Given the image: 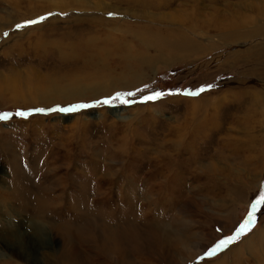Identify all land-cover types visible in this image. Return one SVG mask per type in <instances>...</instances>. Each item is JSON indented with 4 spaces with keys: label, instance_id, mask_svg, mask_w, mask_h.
Wrapping results in <instances>:
<instances>
[{
    "label": "rangeland",
    "instance_id": "rangeland-1",
    "mask_svg": "<svg viewBox=\"0 0 264 264\" xmlns=\"http://www.w3.org/2000/svg\"><path fill=\"white\" fill-rule=\"evenodd\" d=\"M263 32L264 0H0V264H122L97 254L94 223L126 208L186 242L173 264H255L242 243L264 225ZM160 36L190 54L148 49ZM143 50L145 65L121 66ZM140 225L131 262L167 264Z\"/></svg>",
    "mask_w": 264,
    "mask_h": 264
},
{
    "label": "bare ground",
    "instance_id": "bare-ground-1",
    "mask_svg": "<svg viewBox=\"0 0 264 264\" xmlns=\"http://www.w3.org/2000/svg\"><path fill=\"white\" fill-rule=\"evenodd\" d=\"M56 3V2H55ZM249 21V20H248ZM247 21V22H248ZM245 28V27H244ZM254 28V27H253ZM262 28V27H261ZM263 29V28H262ZM225 31H227V30H225ZM262 31V30H261ZM239 33V32H238ZM264 33V32H263ZM225 34V33H224ZM156 36V35H155ZM220 36H222V37H224V39H223V41H225V42H230V40L231 39H236V37H231L230 39H228L229 37H225V35H220ZM171 37V36H170ZM240 37V36H239ZM245 37L246 36H244V37H241V38H243V39H245ZM157 39H156V42H154V41H152V43H153V45L152 44H150V46H149V48L148 49H150V47H155V50H158V51H160V52H167L168 54H171V55H174V57L175 58H182V57H184V56H186V55H188V54H190V52H185V50H183L184 48L182 47V46H185V47H190L189 45H191L192 43H193V41H191V40H189V39H187V38H185V39H178L177 37H173V38H169V37H167V36H163V37H161L160 36V38H158V37H156ZM143 39V38H142ZM226 40H229V41H226ZM142 42V44H143V46L145 47V46H148L146 43H144L143 41H141ZM140 42V43H141ZM151 43V42H150ZM231 43V42H230ZM193 47V46H192ZM147 49V48H146ZM156 52V51H155ZM147 51H144L143 50V52H139V55H137L136 57H134L135 59H133V60H130L129 58H127V57H125L126 59L125 60H123L124 62L121 64V66L125 69V70H127V71H129L131 68H133V67H137L138 68V66H141V65H145L144 64V61L145 60H148L147 59ZM189 57V56H188ZM144 60V61H143ZM130 61V62H129ZM149 61H150V59H149ZM148 65V64H147ZM126 71V72H127ZM130 72H132V70H130ZM95 72H92V74H94ZM140 75V74H139ZM95 77H97L96 76V74H95ZM136 77V76H135ZM137 77H138V75H137ZM97 79V78H96ZM138 83V82H137ZM19 90V89H18ZM252 96V95H251ZM250 96V97H251ZM259 98V97H258ZM22 99V98H21ZM257 100V99H256ZM255 101V100H254ZM192 102H196V101H192ZM261 102H263V104H264V99L261 101ZM197 104H198V102H196ZM195 104V103H194ZM194 104H190L191 106H190V109L192 110L193 109V111L194 110H196V108H195V105ZM253 105V104H252ZM178 130V128L176 129V131ZM180 130H178L177 132H179ZM183 131V133H186L184 130H182ZM182 131H180V132H182ZM182 133V134H183ZM182 147V146H181ZM184 147V146H183ZM123 148V147H122ZM185 148V147H184ZM186 148H188L187 150H189L190 149V146L189 145H187V147ZM120 150V149H119ZM183 151H185V149H183ZM186 152V151H185ZM188 157L187 158H185V164H184V166H186V168H188V166H189V164L191 163V158H192V155H191V151L190 152H188ZM117 158V157H116ZM192 159H194V157L192 158ZM12 164H14V163H12ZM177 164V163H176ZM192 165V164H191ZM15 167V166H14ZM17 168H18V165H17ZM12 169H14V168H12ZM95 169V168H94ZM169 169V168H168ZM16 170V171H15ZM92 170V169H91ZM174 170H176V166H173L171 169H169V171H170V173H172ZM14 171L15 172H17V171H20V170H18V169H14ZM14 171H12V173L14 172ZM93 171V170H92ZM95 171V170H94ZM21 173V172H20ZM24 174V173H23ZM96 174V173H95ZM157 174H159V172H157ZM16 175V174H15ZM98 175V174H97ZM168 175H170V174H168ZM102 176V175H101ZM157 176V175H156ZM132 177V176H131ZM25 178V177H24ZM104 178V177H103ZM130 178V177H129ZM23 179V178H22ZM27 179V178H26ZM25 179V180H26ZM91 180V179H90ZM24 181V180H23ZM76 181V180H75ZM89 181V180H88ZM85 182V181H84ZM106 181H104V183H105ZM172 182V181H171ZM72 183H74V181H72ZM91 183H93V182H91ZM91 183H89V184H91ZM115 183V182H114ZM12 184V183H11ZM84 184V183H83ZM111 184V183H110ZM24 185V184H23ZM69 185V184H68ZM94 185V184H93ZM131 185H132V182H130V181H126V183L122 186V188L123 189H121V194L120 195H117V197H119V198H126V200H128L129 198H131L130 197V193H133L134 192V194H135V192L136 193H138L139 191L137 190V188H136V184H135V188H132L131 187ZM74 186V185H73ZM76 186V185H75ZM79 186V185H78ZM81 186H84V185H81ZM90 186V185H89ZM95 186V185H94ZM25 188V187H24ZM46 188V187H45ZM7 189V188H6ZM12 189H14L13 190V193H12V195H11V197L9 198V199H11V201H12V198H13V196L14 195H16L17 196V198H18V201H21V202H23V206L25 207V208H23L25 211H26V208L27 207H30L31 206V203L33 202V198H32V196L30 195V193L29 192H27V191H25V190H18V189H16L14 186H13V188ZM42 189V188H41ZM76 189V188H75ZM241 189V188H240ZM74 190V189H73ZM1 191V190H0ZM90 191V190H89ZM147 191V189L146 190H144L142 193H145ZM155 191V190H154ZM157 191H159V190H157ZM83 192V193H82ZM110 192V191H109ZM147 192H149V191H147ZM156 193V192H155ZM61 194V193H60ZM68 194V193H67ZM78 194V195H77ZM102 194V193H101ZM107 194V193H106ZM2 195V194H1ZM4 195V194H3ZM73 195V194H72ZM97 195H99L98 194V192H97ZM105 195V194H104ZM158 195H160V194H158ZM63 196V195H62ZM61 196V197H62ZM106 196V195H105ZM48 197V196H47ZM60 197V198H61ZM69 197V196H68ZM83 197H84V191H83V189L81 190V189H77V191H76V194H74V198H73V200H74V204H72V207L74 208V210H75V212H74V218H73V223L71 224V225H73V227H74V229L73 230H75V232H73L72 234H73V236H77L79 233H78V231H79V229H80V227H79V224H78V222H79V214H80V203L79 202H81V200L83 199ZM0 198L4 201L6 198H3L2 196H0ZM55 198V197H54ZM91 198V197H90ZM150 198V197H149ZM158 198V197H157ZM39 199V198H38ZM46 199V198H45ZM56 199V198H55ZM15 200V199H14ZM37 200V199H36ZM44 200V199H43ZM137 200V199H136ZM17 201V200H16ZM90 201V200H89ZM123 201V200H122ZM8 202V201H7ZM38 202V201H37ZM59 202H60V200H59ZM125 203V202H124ZM57 204H59V203H57ZM136 204V203H135ZM40 205V204H39ZM120 205H122V204H120ZM127 204L125 203V206H126ZM17 206V205H16ZM19 206V205H18ZM61 206V205H60ZM130 206V205H129ZM101 207V206H100ZM106 207V206H105ZM114 206H112V208H113ZM117 207V206H116ZM121 207V206H120ZM122 207H124V206H122ZM131 207V206H130ZM129 207V208H130ZM135 207V206H134ZM37 208H39V206L37 207ZM109 208V207H108ZM107 208V209H108ZM119 208V207H118ZM133 208V207H132ZM29 209V208H28ZM32 209V208H31ZM35 209V208H34ZM55 209V208H54ZM58 209V208H57ZM98 209V208H97ZM102 209V208H101ZM104 209V208H103ZM115 209V208H114ZM125 209V208H124ZM143 209V208H142ZM105 210V209H104ZM24 211V212H25ZM40 211V210H39ZM108 211V210H107ZM114 211V210H113ZM21 212V211H20ZM42 212H43V210H42ZM116 212V211H115ZM140 212V211H139ZM55 213V212H54ZM108 213H110V212H108ZM130 212V209H128V208H126L125 210H120V215H118L117 214V216L114 214V216H107V218H106V222H103V223H97V222H95L94 223V225H95V227H94V230H98V231H100L101 232V234H102V240H100L99 242V245L97 246V254L98 255H100V256H103V257H106L107 259H109V257L110 256H113L114 258L116 257V258H118V260H120L121 262H122V264H134L133 262H131V260L132 259H130L129 258V253H128V251H129V249H127L128 247H126L125 246V242H124V238L125 239H127V241H130L131 243H132V245L133 244H135L136 243V239H135V237H134V233L135 232H137V230H135V228L137 227V226H139L140 225V222H141V230L140 231H142L143 233H144V230L145 231H147V232H145L146 234H147V237H149L150 239H151V244H155V245H159V244H165V243H167L168 245H169V247L170 248H168V252H166V255L168 256V257H166L167 258V264H173L172 263V260L171 259H173L172 258V254H173V252L175 251V250H177L178 248H180V246L179 245H181V247H183L184 249H186V242H184L181 238H174V236H173V233H172V231L171 230H168L167 228H169V226H164L163 224H161V225H163V226H161V227H159V226H151V225H149V223L146 225L144 222H142L144 219H140V221H138L139 220V218L141 217H139L138 218V215L137 214H135V213H131ZM48 214V213H47ZM97 214V213H96ZM144 214V213H143ZM102 215V214H101ZM36 216V215H35ZM34 216V217H35ZM41 216V215H40ZM49 216V215H48ZM65 216V215H64ZM97 217H99L98 215H96ZM143 216V215H142ZM72 217H73V215H72ZM96 217V218H97ZM148 217V216H147ZM59 218H60V216H59ZM59 218H57V219H59ZM150 218V217H149ZM32 219V218H31ZM40 220L41 219H43V216H41L40 218H39ZM51 219V218H50ZM64 219V218H63ZM67 219V218H66ZM87 219H89V218H87ZM99 219V218H98ZM103 220V219H102ZM112 220H114L115 222L114 223H112L111 221ZM142 220V221H141ZM156 220V219H155ZM230 220H232V218L230 217V218H228V221H230ZM62 221H64V220H62ZM71 221V220H70ZM93 221V220H92ZM91 221V222H92ZM148 221V220H147ZM151 221V220H150ZM51 222V221H50ZM52 222H53V220H52ZM58 222V221H57ZM89 223H91L90 221H88ZM99 222V221H98ZM101 222V221H100ZM146 222V221H145ZM231 222V221H230ZM70 223V222H69ZM152 223V222H151ZM224 224H223V227H233V224H232V222H231V224H230V226L229 225H227V222L226 221H224L223 222ZM40 224V223H39ZM54 224H56L55 222H54ZM53 224V225H54ZM61 224H63L62 222H61ZM65 224H67V223H65ZM145 224V225H144ZM154 224V223H153ZM226 224V225H225ZM236 224V223H235ZM52 225V226H53ZM56 225H58V226H56L57 227V233L60 235V236H62V237H64L63 238V243L68 239V240H70L68 237L71 235V234H67V233H71V231L70 230H66L67 229V227H63L62 225H60V223L59 224H56ZM69 226V225H68ZM85 226V225H84ZM145 226V227H144ZM220 226H221V224H220ZM82 227V226H81ZM143 228H145V229H143ZM69 229V228H68ZM71 229V228H70ZM133 229V230H132ZM136 229H138V228H136ZM260 229V228H259ZM82 230V229H81ZM80 230V233L82 234L83 232ZM93 230V231H94ZM87 231V230H86ZM91 231V230H90ZM254 231V230H253ZM88 232V231H87ZM78 233V234H77ZM95 233V232H94ZM205 233V232H204ZM203 233V235H199V237H200V239L201 240H205V239H207L206 237L207 236H205L206 234H204ZM254 234H252L251 236H249L246 240H244V243H242L243 244V246L245 247V249H248V251H251L252 253H254V256L252 257L253 259H255V261L256 262H253V263H255V264H264V248H263V246H264V225L261 227V229L260 230H258V231H256V232H253ZM75 234H77V235H75ZM87 234H89V233H87ZM87 234H86V236H87ZM83 236V235H82ZM100 236V235H99ZM204 236V237H203ZM66 237H67V239H66ZM79 237H80V234H79ZM95 237V236H94ZM140 237V236H139ZM204 238V239H203ZM214 238V237H213ZM73 239H74V237H73ZM86 239H88V238H86ZM92 239V238H91ZM138 239V238H137ZM180 239L184 242H180ZM80 240V239H79ZM97 240V239H96ZM95 240V241H96ZM141 240L143 241L144 240V238L142 239L141 238ZM88 241V240H87ZM203 241H201L200 243H202ZM68 242V241H67ZM73 242V241H72ZM82 242H84V241H82ZM97 242V241H96ZM81 243V242H80ZM118 243V244H117ZM139 243H142V242H140L139 241ZM138 243V244H139ZM146 243V242H145ZM200 243H198V246H197V249H196V251H194V253L192 254V256H193V258L197 255V254H199L200 252H201V250L203 249V247H202V249L200 248V246L201 245H203V244H200ZM16 244H18L17 245V247H18V250L19 251H21V252H23L24 253V255L26 256V252L25 251H23L24 250V244L22 243V242H19V243H16ZM75 244V243H74ZM89 244V243H88ZM127 244H129L128 242H127ZM137 244V245H138ZM148 244V243H147ZM143 245V244H142ZM96 246V245H95ZM94 246V247H95ZM130 246H131V244H130ZM140 246V245H139ZM151 246V245H150ZM71 247V246H70ZM133 247H134V245H133ZM132 247V248H133ZM154 247V246H153ZM78 248V247H77ZM135 248V247H134ZM137 248H139V247H137ZM145 248H147L146 246H145ZM144 248V249H145ZM149 248V247H148ZM147 248V249H148ZM72 249H73V252H75L76 253V247H72ZM141 249H143V248H141ZM149 249H151V248H149ZM95 250V249H94ZM131 250V249H130ZM136 250V249H135ZM133 251V250H132ZM140 251V250H139ZM142 251V250H141ZM187 251V250H186ZM60 253H59V259L60 260H62V259H64L65 258V255L67 254V251H65L64 250V247H62L61 248V250L59 251ZM96 252V251H95ZM135 252V251H134ZM165 253V252H164ZM16 254V253H15ZM27 254H28V252H27ZM128 254V256H126ZM133 254V253H132ZM228 254H231V255H233V257H237V258H239V256H237L239 253L238 252H234V250H231V252L230 253H228ZM227 254V255H228ZM19 255H20V257H21V254L19 253ZM80 255V254H79ZM144 255V254H143ZM28 256V255H27ZM125 256V259H124V261H123V257ZM136 256V255H135ZM139 256H142V254H140ZM138 256V257H139ZM226 256V255H225ZM225 256H223V257H225ZM96 257V256H95ZM222 257V258H223ZM68 258H69V256H68ZM23 259V258H22ZM79 259V258H78ZM112 259V258H111ZM110 259V260H111ZM66 260V259H65ZM120 262V263H121ZM184 262V261H183Z\"/></svg>",
    "mask_w": 264,
    "mask_h": 264
}]
</instances>
